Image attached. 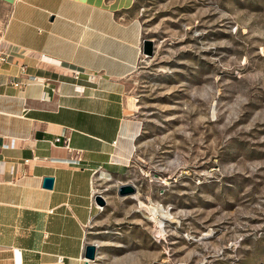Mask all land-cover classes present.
Segmentation results:
<instances>
[{"label":"rangeland","instance_id":"rangeland-1","mask_svg":"<svg viewBox=\"0 0 264 264\" xmlns=\"http://www.w3.org/2000/svg\"><path fill=\"white\" fill-rule=\"evenodd\" d=\"M129 14L151 53L128 78L126 171L95 179L88 264H264V0H134Z\"/></svg>","mask_w":264,"mask_h":264},{"label":"crops","instance_id":"crops-1","mask_svg":"<svg viewBox=\"0 0 264 264\" xmlns=\"http://www.w3.org/2000/svg\"><path fill=\"white\" fill-rule=\"evenodd\" d=\"M133 2L0 0V264H83L95 179L125 173L138 127Z\"/></svg>","mask_w":264,"mask_h":264},{"label":"water","instance_id":"water-1","mask_svg":"<svg viewBox=\"0 0 264 264\" xmlns=\"http://www.w3.org/2000/svg\"><path fill=\"white\" fill-rule=\"evenodd\" d=\"M141 52L144 54L151 53V43L149 40L143 39L141 41ZM52 184V177L44 176L42 178L43 187L49 188ZM135 192V188L130 183H121L116 187V194L118 196H126L133 194ZM94 203L102 205L103 199L99 195H94ZM83 264H88L89 261L93 260L95 257V245L92 243H87L83 247Z\"/></svg>","mask_w":264,"mask_h":264},{"label":"built area","instance_id":"built-area-1","mask_svg":"<svg viewBox=\"0 0 264 264\" xmlns=\"http://www.w3.org/2000/svg\"><path fill=\"white\" fill-rule=\"evenodd\" d=\"M141 54V46L139 47V55ZM6 58H7V50H6V48H3V47H1L0 46V63L1 62H4L5 60H6ZM139 59V58H138ZM19 71H20V73L21 74H24V71H25V67L23 66V65H21L20 67H19ZM24 80L25 81H35L36 80V78L33 76V75H26L25 77H24ZM23 83L22 82H20V81H18V80H14L13 81V85L14 86H19V85H22ZM67 141H68V138H67V136H63V138H62V142H63V145L66 147L67 146ZM77 158H75V160H76Z\"/></svg>","mask_w":264,"mask_h":264}]
</instances>
